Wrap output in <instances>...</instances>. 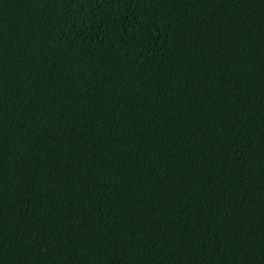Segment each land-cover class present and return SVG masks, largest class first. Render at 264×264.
<instances>
[{
    "label": "trees",
    "instance_id": "1",
    "mask_svg": "<svg viewBox=\"0 0 264 264\" xmlns=\"http://www.w3.org/2000/svg\"><path fill=\"white\" fill-rule=\"evenodd\" d=\"M0 264H264V0H0Z\"/></svg>",
    "mask_w": 264,
    "mask_h": 264
}]
</instances>
